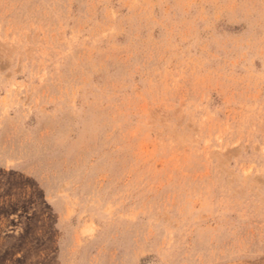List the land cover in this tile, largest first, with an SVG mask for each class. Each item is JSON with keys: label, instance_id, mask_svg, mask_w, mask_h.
<instances>
[{"label": "rangeland", "instance_id": "obj_1", "mask_svg": "<svg viewBox=\"0 0 264 264\" xmlns=\"http://www.w3.org/2000/svg\"><path fill=\"white\" fill-rule=\"evenodd\" d=\"M0 264H264V0H0Z\"/></svg>", "mask_w": 264, "mask_h": 264}]
</instances>
